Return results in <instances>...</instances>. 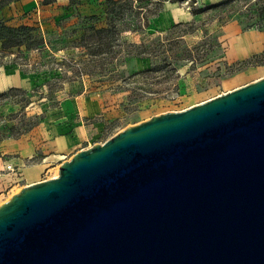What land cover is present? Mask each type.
<instances>
[{
	"label": "water",
	"instance_id": "95a60500",
	"mask_svg": "<svg viewBox=\"0 0 264 264\" xmlns=\"http://www.w3.org/2000/svg\"><path fill=\"white\" fill-rule=\"evenodd\" d=\"M0 264H264V78L21 189L0 205Z\"/></svg>",
	"mask_w": 264,
	"mask_h": 264
},
{
	"label": "rangeland",
	"instance_id": "374dc122",
	"mask_svg": "<svg viewBox=\"0 0 264 264\" xmlns=\"http://www.w3.org/2000/svg\"><path fill=\"white\" fill-rule=\"evenodd\" d=\"M104 1L98 3L102 7L96 15L100 18L97 28L104 27ZM221 1L195 0L193 4L190 0H166L164 9L172 4L171 10L185 13L187 19L177 20L168 10L167 16L159 15L143 30L119 33L112 54L96 58L84 57V50L78 47L80 37L91 32L84 21L87 16L75 10L46 15L47 10L42 14L35 7L27 14L0 20L10 27H33L47 43L44 51L24 47L2 51L0 46V93L10 88L24 91L0 102V130L13 127V132L22 131L32 124L24 136L43 127L51 134L79 136L77 150L87 149L103 144L126 127L187 110L264 78V60L229 65L225 46L233 28L264 30L260 12L264 0L206 9ZM197 9L205 10L193 15ZM127 51L131 53L128 56ZM139 52L142 56L137 57ZM63 60L72 62L61 65ZM75 62L85 67L83 78L73 73L70 66ZM80 91L82 94L75 96ZM57 173L55 167L42 173L40 180ZM26 186L4 193L0 205Z\"/></svg>",
	"mask_w": 264,
	"mask_h": 264
},
{
	"label": "crops",
	"instance_id": "0c3cea01",
	"mask_svg": "<svg viewBox=\"0 0 264 264\" xmlns=\"http://www.w3.org/2000/svg\"><path fill=\"white\" fill-rule=\"evenodd\" d=\"M39 1L20 0L11 3L0 11V20L6 21L16 18L19 15L27 14L35 7L39 11H42V14L43 10H47L44 13L46 15L52 13L50 11L59 14L62 12L69 13L75 10L82 16H96L102 7L98 3L103 2V0H79L78 5L70 6L69 0H55L48 5H40ZM168 5L165 9L162 5V9L157 17L159 15H163V17L167 16L168 14L166 13L170 10V15L175 19H187L185 13L176 9L171 10L172 4ZM39 6H41V9ZM33 16L35 15L33 14ZM225 46L226 61L229 65H241L262 61L264 60V30L251 29L242 31L233 28ZM73 134L78 135L79 131H74ZM24 135L16 139H6L0 142V196L4 195V193L11 192L16 187H21L22 185L28 186L40 182L42 173L58 167L73 154L83 150H77L78 142L81 140L79 136L76 139V137L70 135L51 134L50 131L47 132L43 127L33 132L30 136L26 137ZM7 166L13 167L15 171H7Z\"/></svg>",
	"mask_w": 264,
	"mask_h": 264
},
{
	"label": "trees",
	"instance_id": "16d2710c",
	"mask_svg": "<svg viewBox=\"0 0 264 264\" xmlns=\"http://www.w3.org/2000/svg\"><path fill=\"white\" fill-rule=\"evenodd\" d=\"M20 0H0V11L10 5L11 3L18 2ZM166 0H105L104 5V27L97 28L96 23L100 18L97 16L84 17L85 23L89 24L88 31L91 34L87 37L83 35L80 37L79 48L84 50L83 56L90 55L96 58L100 54L111 55L114 48V42L117 41L119 33L124 31H139L148 27L149 22L157 17L162 9V5ZM189 0H170L172 3L183 2ZM191 3H195V0H190ZM242 0H223L218 4L207 7L206 9L212 10L219 7H227L233 3L240 2ZM244 1V0H243ZM262 2L261 0H254ZM54 2V0H45L43 5H48ZM79 4V0H69L70 6ZM205 9H197L192 11L193 15H198L204 12ZM261 15H264V2L260 8ZM132 26V29L128 26ZM252 27V26H251ZM259 30V29H258ZM242 31H247L243 28ZM0 46L2 51L11 50L14 48L24 47L26 50L42 49L45 50L47 43L44 38L42 39L36 34L33 27L19 26L10 27L0 21ZM133 48H137L133 46ZM143 53V52H142ZM131 53L127 51L126 56ZM137 57L142 56L141 52L136 54ZM68 60H63L60 64H67ZM74 71L73 73L83 78L85 73V67H81L78 63H73L70 66ZM149 71V70H148ZM81 78V79H82ZM24 93L22 89L10 88L7 91L0 93V102L7 100L16 95ZM82 94L78 92L75 96ZM34 125L30 124L26 129L15 130L13 127L9 130H0V142L6 139H16L27 133Z\"/></svg>",
	"mask_w": 264,
	"mask_h": 264
},
{
	"label": "built area",
	"instance_id": "2783aa9c",
	"mask_svg": "<svg viewBox=\"0 0 264 264\" xmlns=\"http://www.w3.org/2000/svg\"><path fill=\"white\" fill-rule=\"evenodd\" d=\"M6 170L9 171V172H11V171L14 172L15 171V169L13 167H11V166H7Z\"/></svg>",
	"mask_w": 264,
	"mask_h": 264
}]
</instances>
